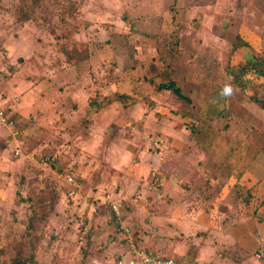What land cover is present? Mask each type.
Masks as SVG:
<instances>
[{"label": "rangeland", "instance_id": "374dc122", "mask_svg": "<svg viewBox=\"0 0 264 264\" xmlns=\"http://www.w3.org/2000/svg\"><path fill=\"white\" fill-rule=\"evenodd\" d=\"M137 247L264 264V0H0V264Z\"/></svg>", "mask_w": 264, "mask_h": 264}, {"label": "trees", "instance_id": "16d2710c", "mask_svg": "<svg viewBox=\"0 0 264 264\" xmlns=\"http://www.w3.org/2000/svg\"><path fill=\"white\" fill-rule=\"evenodd\" d=\"M249 68H248L247 65L246 66H241L238 71H231V72H229L227 74L228 75L227 78L229 79V81L231 82V84L241 94L248 95L247 92H249L253 88H255L256 85L259 84L257 82V80L262 77L261 76V72L256 67L252 66V67H249ZM159 89L161 91H164V90L170 91L178 99L184 100L186 102H189V100H187L182 95L181 90L172 81L171 82H168L166 84H163L162 86L159 87ZM221 112H222V110H221ZM107 207L109 209V212L112 214V217H113L114 222H116L117 224L121 225V228L124 227V226H122V220H121L122 211L118 210V212L115 213L112 210V207H109V206H107ZM119 222H121V223H119ZM127 231L129 232V230H127ZM125 236H126V234H125ZM126 240H127V238H125L124 240H122V242H125ZM136 249L137 250H134V251L143 252L144 254L150 255L151 257L152 256H154V257L159 256L157 254H154V253H152L150 251H147V250H144V249H140L138 247ZM134 251H132L131 254L134 255L135 258L138 257L139 264H143V262L141 261L139 255L136 252H134ZM160 257L165 258V260H168L170 258V257H167V256H161V255H160ZM171 259H173L176 264H193L191 260L187 262V261H185L183 259H176V258H171Z\"/></svg>", "mask_w": 264, "mask_h": 264}, {"label": "built area", "instance_id": "2783aa9c", "mask_svg": "<svg viewBox=\"0 0 264 264\" xmlns=\"http://www.w3.org/2000/svg\"><path fill=\"white\" fill-rule=\"evenodd\" d=\"M69 181H71L69 179ZM112 205V210L117 213L118 212V207L115 204H111ZM137 254L139 255L141 261L143 262V264H176L174 262L173 259L169 258L168 260H165V258H162L160 256H150V255H146L143 252H137Z\"/></svg>", "mask_w": 264, "mask_h": 264}, {"label": "crops", "instance_id": "0c3cea01", "mask_svg": "<svg viewBox=\"0 0 264 264\" xmlns=\"http://www.w3.org/2000/svg\"><path fill=\"white\" fill-rule=\"evenodd\" d=\"M205 226H207V225H205ZM160 256V255H159Z\"/></svg>", "mask_w": 264, "mask_h": 264}]
</instances>
